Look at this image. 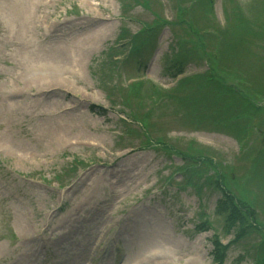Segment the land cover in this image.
Here are the masks:
<instances>
[{
  "label": "rangeland",
  "instance_id": "374dc122",
  "mask_svg": "<svg viewBox=\"0 0 264 264\" xmlns=\"http://www.w3.org/2000/svg\"><path fill=\"white\" fill-rule=\"evenodd\" d=\"M190 1L0 0V145L46 163L0 155V264H143L159 251L217 264L215 232L224 264H264V0H214L212 15ZM240 1L250 31L238 27ZM227 20L223 39L199 38ZM155 24L134 48L112 51L125 31ZM177 47L184 71L210 69L246 98L200 79L166 101L148 83L134 87L138 98L114 91L125 108L110 107L112 79L147 74L173 86L165 69ZM41 68L65 76L31 82ZM74 160L83 163L61 175ZM223 192L245 233L218 214Z\"/></svg>",
  "mask_w": 264,
  "mask_h": 264
},
{
  "label": "trees",
  "instance_id": "16d2710c",
  "mask_svg": "<svg viewBox=\"0 0 264 264\" xmlns=\"http://www.w3.org/2000/svg\"><path fill=\"white\" fill-rule=\"evenodd\" d=\"M135 2L138 0H134ZM213 1L214 0H192V6L195 8L193 9H203L204 12L206 10V8H209V11L211 13V15L214 13V8H213ZM191 6V7H192ZM192 9V10H193ZM187 10V9H186ZM185 9H179V11L184 12V14H187V11ZM237 21H238V27L239 28H246L248 31H250V26L248 24V22L246 21V19L240 14V12L238 11V17H237ZM166 22V21H164ZM169 23L168 25L171 26L173 25V21L172 22H167ZM173 23V24H172ZM186 23V22H185ZM227 26L226 27H220V28H216V26H209L207 27V30L211 31V33H206V34H202V36L199 35V38H202L204 40V38H212V39H223L225 36L224 33L229 32V24H228V20L226 21ZM175 25V24H174ZM204 35V36H203ZM179 42V45H181L182 47H187L186 45L181 43V40H176V43ZM175 43V44H176ZM142 49V48H141ZM178 49V50H177ZM174 48V50H172V54L170 55V57L167 59V61H169V64L167 66V69H165L166 73L173 77V78H177L178 76L182 75L184 72L183 68V63H184V59L182 58L181 54H183L182 52H179L180 48L177 47ZM141 51V50H140ZM225 66V65H223ZM228 68V67H224ZM239 74H237V76H242L243 78L245 77L242 71H239ZM204 72L198 75H195L194 77H191L189 79H181L180 81H178L177 85H176V89L173 88L171 90V92L169 94H167L168 96L171 95L172 92H178V91H182L185 88H187L189 86L188 83L190 82H194V81H201L200 79L205 80L206 85L209 88L212 89H216V90H221L224 92V94H227L228 96H230L231 98H233L236 101L241 100L242 98H244L245 96L240 93V90H237L236 88L228 85L227 83H225L223 80L214 77V74L212 73V70L210 69H205L203 70ZM226 71V70H225ZM208 76V77H207ZM213 76V77H212ZM215 78V79H214ZM208 79V80H207ZM239 80H244L242 78H240ZM175 89V90H174ZM137 90H135V88H132L131 91L129 93H131L134 97L137 96L136 94ZM152 93L156 94L158 96H161V94H159V92H157V90H155L154 88L152 89ZM259 93V92H257ZM262 94H264L263 92H261ZM166 97V96H165ZM138 98V97H136ZM168 97H166L167 99ZM246 98V97H245ZM250 101V100H249ZM251 102V101H250ZM244 103V102H243ZM247 103L248 105H251L252 107H250L249 109L256 107V105H254L253 102ZM235 109H237V105L234 106ZM257 109V108H255ZM259 109V108H258ZM245 113V112H243ZM148 119H149V114L142 116L141 120L144 123H148ZM146 123V124H147ZM185 162L187 164L188 160L185 159ZM190 168L191 167L190 164H187ZM223 196H224V202H221L220 205H218V214L221 215V217L224 218V221L226 223L227 228H231L232 226H235L237 223H240L243 227V230H241V233H245L244 229H246L248 227H250L247 223L243 222L242 216H240V212L238 210L237 204L235 203V198L233 196H228L226 193L223 192ZM212 245L214 247V261L217 262V264H224V256H225V250H226V246L223 245L221 243V241L219 240L218 237H214L212 239Z\"/></svg>",
  "mask_w": 264,
  "mask_h": 264
},
{
  "label": "bare ground",
  "instance_id": "6f19581e",
  "mask_svg": "<svg viewBox=\"0 0 264 264\" xmlns=\"http://www.w3.org/2000/svg\"><path fill=\"white\" fill-rule=\"evenodd\" d=\"M41 69H46V68H41ZM43 79H53V78H36V79H33L31 82H33V81H38V80H43ZM55 79V78H54ZM56 80V79H55ZM58 80H56V82H57ZM30 82V83H31ZM59 82V81H58ZM158 250H156V252H157ZM159 252H162V251H159ZM151 254H154V253H151ZM151 254H149V255H151ZM162 264H164V263H162Z\"/></svg>",
  "mask_w": 264,
  "mask_h": 264
}]
</instances>
